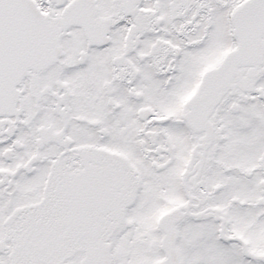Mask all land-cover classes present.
<instances>
[{"label": "snow or ice", "instance_id": "obj_1", "mask_svg": "<svg viewBox=\"0 0 264 264\" xmlns=\"http://www.w3.org/2000/svg\"><path fill=\"white\" fill-rule=\"evenodd\" d=\"M0 264H264V0H0Z\"/></svg>", "mask_w": 264, "mask_h": 264}]
</instances>
